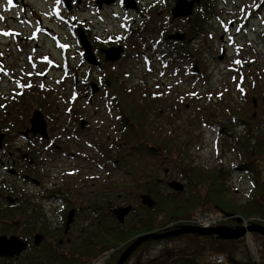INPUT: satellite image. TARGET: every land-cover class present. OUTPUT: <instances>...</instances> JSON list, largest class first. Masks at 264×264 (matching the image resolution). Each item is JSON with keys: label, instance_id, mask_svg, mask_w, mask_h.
I'll return each mask as SVG.
<instances>
[{"label": "flooded vegetation", "instance_id": "1", "mask_svg": "<svg viewBox=\"0 0 264 264\" xmlns=\"http://www.w3.org/2000/svg\"><path fill=\"white\" fill-rule=\"evenodd\" d=\"M0 1L9 12L16 10V15L9 16L4 21L7 26L0 30V35L10 44L0 51V239L17 242V245L6 243L3 254L0 249V264H73L76 261L87 264L90 258H83L81 254L108 230L113 229L120 235V227L127 226L136 206L144 207L142 213L149 216V207L141 200L142 195L149 196V156L147 170L141 173L142 182L134 176L133 187L127 185L133 188L129 194L124 193L127 186L117 181L122 166L128 162V142L135 141L132 149L129 147L131 157L138 156L137 151L148 153L151 148L149 132L141 135L136 130L133 112L127 116L122 112V106L133 109L130 104L140 100L145 103V110L141 111L143 121L149 110V87H144L145 79L138 84L132 83L136 88L128 92L118 67L128 63L136 67L133 70H138L143 60L149 59V19L158 20L166 15L169 21H183L189 28L191 20H173L171 10L176 0L171 8L160 10L156 15L151 12L149 0H69L70 8L63 0H41L47 4V16L39 15L32 0ZM199 30L196 27L195 33ZM178 32L186 34L183 40L169 38ZM160 35V39L174 49L194 41L189 32L184 31ZM83 42L91 47L98 64L86 60ZM143 45L146 46L143 48ZM116 47L123 49L121 57L116 61L106 60L103 51ZM131 85L127 86L132 88ZM105 93L102 102L110 105L118 127L114 128L113 135L106 136V140L97 136L102 139L97 143L88 139L82 142L100 153L104 167L116 175H101L103 169L101 173L95 171V179L83 181L84 189L92 188L88 189L90 192H74L71 186L77 185V180H63L59 166L66 163L69 177L80 176L85 170L83 164H78L80 156L65 144L67 135L77 136L78 140L81 137L70 133L69 126L57 128L55 125L61 124L57 119L61 120L59 116L66 113L72 116L68 125L88 131L90 123L77 114V106L83 102L96 106L98 98ZM36 112L44 116L46 137L38 131L33 132L32 119ZM122 129L130 132L127 141L122 140ZM109 150L114 153H108ZM122 151L126 152L123 160ZM261 156L264 158V153ZM58 157L75 160L63 161ZM261 161L254 159L252 162L262 165ZM248 162L236 166L240 174H250L240 168ZM190 172L181 169L185 187H188L185 177ZM128 173L131 172L123 174ZM165 173L167 176L169 172ZM219 173L223 176L224 171ZM158 182L163 184L161 180ZM126 197L134 203L129 204L132 211L122 223L113 215V210L129 206L122 203ZM71 212L73 221L67 227ZM148 221L149 217L145 222ZM147 233L135 235L122 244L117 250L121 252L115 264L137 238Z\"/></svg>", "mask_w": 264, "mask_h": 264}, {"label": "rangeland", "instance_id": "2", "mask_svg": "<svg viewBox=\"0 0 264 264\" xmlns=\"http://www.w3.org/2000/svg\"><path fill=\"white\" fill-rule=\"evenodd\" d=\"M31 3L36 5L40 16H47L46 3L41 0H32ZM173 4L174 0H149L154 15L160 10H168ZM15 15L16 10L9 12L0 1V30L4 28V21ZM149 21V59L141 61L142 65L138 70H133L136 67H131L128 63L118 67L121 78L128 86L146 79L143 85L149 87V110L142 121L141 111L145 110V103L138 100L134 105L130 104L133 111L122 106V112L125 116L133 112L132 121L136 123V130L141 135L143 129L149 132V145L160 144L158 141H163L171 132L175 134L173 138L181 135L179 145L173 147L177 152L170 154V157L163 154L162 162L149 158V176L162 181L163 198L173 199L176 196L172 194L174 191L168 184L170 181L185 184L181 169L200 173L205 179L223 170L222 180L226 181L224 185L229 188L226 196L234 202L244 204L249 196L254 195V182L251 174H240L236 166L250 161V158L252 161L264 160L259 154L260 150L264 152V0H201V4L196 5L193 11L189 23L191 28L183 21H169L166 15L158 20L151 18ZM196 27L200 28L199 33H195ZM175 31L189 32L194 41L181 47L176 45L178 48L174 49L172 45L160 39V33L166 35ZM8 46L10 44H7V39L0 35V51ZM145 46L143 45V48ZM222 55L223 59H220ZM136 63H139V60ZM146 67H149V70ZM59 75L60 73L58 79ZM124 82L122 83L125 89L132 93L135 85L129 88ZM104 96L106 93L98 98L96 106H89L84 102L77 106V114L90 123L86 128L88 131H80L68 125L71 124L72 116L66 113L59 116L61 120L57 119L61 124L54 123L57 128L69 126L70 133L81 137L78 140L77 136L70 137L66 132L65 144L68 143L69 150L80 156L78 164H83L85 170L80 176L69 177L66 173L69 170L66 163L62 165L63 169L59 166V175H62L63 180H77V185L73 183L71 186L74 192H90L88 189L92 188L84 189L83 181L95 179V171L101 173L103 169L101 175H116L104 167V158L100 153L89 149L85 142H82L88 139L97 143L102 140L97 136L105 137L106 140V136L113 135L114 128L118 127V120L109 108L110 105H104L102 102ZM253 98L257 99L256 107ZM122 131V140L127 141L130 132L126 129ZM128 143L131 149L135 145L134 140ZM129 147L128 162L122 166L117 181L123 186L131 184L133 187L134 176L142 182L141 173L147 170L145 165L149 155L145 151H137L138 156L132 158ZM182 152L183 157H180ZM108 153L114 151L109 150ZM86 155H89L90 159ZM125 156L126 152L122 151V160ZM58 159L75 160L73 157ZM124 171L131 173L125 175ZM166 171L169 172L167 176ZM131 187L127 186L124 193L129 194ZM204 187V183L198 186L203 193L207 191ZM179 194L182 200L191 195L187 191ZM259 197L264 200V193ZM126 198L122 203H134L132 199ZM142 208L144 207L141 205L136 206L127 226H121L119 231L124 230L132 237L141 235L138 233L143 232L142 223L149 217L146 212L142 213ZM139 213V217L135 218ZM136 228H139V231H135ZM259 243L263 247L259 255L261 254L264 261V245L261 240ZM198 245L196 240L186 235L156 244H149L148 241L135 250L127 264H160L174 254L191 253L197 250ZM222 246L226 247L227 253L235 259L252 260L256 264L254 255L243 240ZM111 251L114 252L110 250L106 253ZM208 254H205L202 260L207 262L205 258ZM224 254L227 255L225 252Z\"/></svg>", "mask_w": 264, "mask_h": 264}, {"label": "trees", "instance_id": "3", "mask_svg": "<svg viewBox=\"0 0 264 264\" xmlns=\"http://www.w3.org/2000/svg\"><path fill=\"white\" fill-rule=\"evenodd\" d=\"M128 109L133 111L131 108ZM250 119L253 120L252 117ZM142 133L143 135H146L145 129L142 130ZM173 135L175 134L171 132V134L163 141L162 139L158 141L160 144L149 145V147L151 146V148H149V152L147 153L145 151L149 154V158L153 160H160V162H162L163 154L170 157V154L177 152L174 151L173 147L179 145L180 136L178 135L177 138H173ZM152 146L156 148H153ZM258 148L261 149L259 145ZM262 153L264 152L260 150L259 154L262 155ZM180 157H183V152L180 153ZM261 164L262 165L252 162V158H250V162L240 167L241 169L243 167L245 172H249L251 174L254 182V195L249 196L244 204L234 202V200H231L226 196L229 188L225 187L224 182L226 183V181H224V179L222 180L223 176L220 173H216V175L212 176L209 175L207 179H205L200 173H194L192 171L190 174L187 173L185 177L188 180L187 185L189 190H187V192L191 195L183 200L180 198V194L176 192H172V194H175L176 196L173 199L163 198V188L161 184L149 176V195L154 199L156 205L149 209V221L148 223L145 222L143 224V232L141 233L155 232L172 219L187 217L197 213L205 214L215 210L223 211L228 215L243 217L247 219L250 224H260L264 226V200L259 197L262 193H264V160L261 161ZM202 183H204V188L207 190L205 193L198 188V186H201ZM227 224L230 227L238 226L237 219L235 218L228 221ZM138 229L135 231H139ZM107 232V235L97 238L93 245L87 247V252L81 254L84 256L83 258L93 259L106 251L114 250L111 254L109 264H115V260L121 252L117 251L118 248L123 243H127L132 238V235L127 234L124 230L121 231L120 235L113 229L108 230ZM186 236L196 240V243L199 244L197 250H194L191 253L174 254L168 258L166 262L160 264H210L202 260V257L207 253L211 254L215 252H225L227 254V264H254L252 260L241 261L235 259L231 254L227 253V248L222 246L223 244L226 245L227 243L235 241L225 242L220 241L218 238L209 236ZM256 237L261 240L264 245V239L258 234H256ZM178 238L180 237L172 239ZM167 240H151L149 241V244H156ZM73 264L81 263L76 261Z\"/></svg>", "mask_w": 264, "mask_h": 264}, {"label": "water", "instance_id": "4", "mask_svg": "<svg viewBox=\"0 0 264 264\" xmlns=\"http://www.w3.org/2000/svg\"><path fill=\"white\" fill-rule=\"evenodd\" d=\"M68 8H70L69 5V0H63ZM201 0H176V4L171 10L172 13V18L173 20L175 19H180V18H188L189 21L191 20V17L193 15V11L195 9L196 5H200ZM186 34L185 33H175L170 35L171 40H183L185 38ZM85 48H86V54L85 58L87 61L93 63V64H98L95 62L94 57L91 52V47H87L86 43L83 42ZM106 54V60L110 61H116L118 60L122 53L123 49L120 47L112 48L109 50H104L103 51ZM220 59H223V55L220 57ZM93 91L96 92L97 89L95 88V85H92ZM263 102H264V97H263ZM253 104L256 107L257 106V99L253 98ZM32 124H33V132L38 131L40 132L44 137L47 136V125L44 119V116L40 112H36L34 114V117L32 119ZM169 188L174 190L175 192H183L185 189V186L183 183L179 181H170L168 184ZM141 200L144 205H146L149 208H153L156 205V202L148 195H142ZM132 211V206L129 205L127 207H122V208H117L113 210V215L118 218L122 223H124L125 218L131 213ZM73 221V212L69 214V219L67 223V227L71 225ZM241 219L238 220L239 223H241ZM255 233L259 234L264 238V226L260 224H252L249 227H237V228H230L227 226H219V227H214V228H199V227H193V226H185L182 227L178 230L167 232V233H161V234H156V233H147L145 235L140 236L135 240L121 255L119 258L118 262L116 264H125V262L129 259V257L135 252V250L140 247L142 244L151 241V240H164V239H170L174 237H179L181 235H186V234H198L200 236H217L218 239L220 240H239L244 235L247 233ZM6 243H11L13 245H17V242L12 240V241H7L6 238H1L0 239V249H1V254H3V246ZM22 248H25V245L22 246Z\"/></svg>", "mask_w": 264, "mask_h": 264}, {"label": "built area", "instance_id": "5", "mask_svg": "<svg viewBox=\"0 0 264 264\" xmlns=\"http://www.w3.org/2000/svg\"><path fill=\"white\" fill-rule=\"evenodd\" d=\"M229 217L220 211L211 212L209 214H197L188 218H182L175 221H172L166 228H174L182 225H196L203 228H210L217 226L225 221H227ZM245 226H247V222H245ZM246 244L252 251L253 255L257 262H259L258 251L260 249L259 244H257L251 234L246 236ZM105 258H99L94 261L93 264H103ZM213 263L222 264L225 262V258L223 255L217 254L211 257Z\"/></svg>", "mask_w": 264, "mask_h": 264}, {"label": "snow or ice", "instance_id": "6", "mask_svg": "<svg viewBox=\"0 0 264 264\" xmlns=\"http://www.w3.org/2000/svg\"><path fill=\"white\" fill-rule=\"evenodd\" d=\"M9 3H12V0H8ZM236 63H240V61H236Z\"/></svg>", "mask_w": 264, "mask_h": 264}]
</instances>
